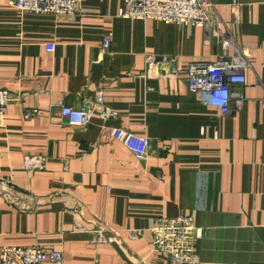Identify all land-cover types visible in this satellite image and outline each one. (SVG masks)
Segmentation results:
<instances>
[{
    "label": "crops",
    "instance_id": "crops-1",
    "mask_svg": "<svg viewBox=\"0 0 264 264\" xmlns=\"http://www.w3.org/2000/svg\"><path fill=\"white\" fill-rule=\"evenodd\" d=\"M212 1L235 43L251 52L243 107L231 102L227 114L186 84L191 60L221 52L201 27L121 17L124 0H80L72 16L0 0V89L22 97L0 114V178L9 183L0 185V247L59 250L62 264H188L153 250L150 231L156 218L184 214L202 229L198 264H264V0H236L237 22L233 0ZM100 88L117 113L104 123L94 113L74 128L53 108L80 107ZM26 108L40 113L25 119ZM114 129L147 138L145 158ZM30 157L45 165L31 176ZM77 224L117 235L92 243Z\"/></svg>",
    "mask_w": 264,
    "mask_h": 264
},
{
    "label": "built area",
    "instance_id": "built-area-1",
    "mask_svg": "<svg viewBox=\"0 0 264 264\" xmlns=\"http://www.w3.org/2000/svg\"><path fill=\"white\" fill-rule=\"evenodd\" d=\"M80 0H10L9 4L21 12L52 13L60 16H72L77 13ZM125 9L119 15L133 19H155L164 23H175L184 26H197L204 30L205 42L209 45L217 40L221 52L216 60H191L187 69L186 84L188 89L200 99L207 96V102L218 107L222 113H230V103L236 109L243 107L244 96L239 87L245 83V70L250 67L251 52L235 43L229 26L219 17L218 5L212 0H124ZM224 4V3H222ZM225 5V4H224ZM232 20H239L240 3L233 0ZM112 41L109 33L103 38L102 48L106 49ZM233 49V54L229 49ZM48 51L54 46L46 45ZM147 62L159 63L168 61L166 57L146 55ZM19 93L13 96L7 89H0V114L13 101L21 102ZM264 106V95L261 99ZM62 121L71 127L82 128L88 125L94 113L102 122L116 117V112L105 104L103 89H98L93 99H84L80 107L65 105L62 101L54 107ZM38 108L24 109V118L38 116ZM110 133L119 138L125 147L138 159L148 153L149 142L145 137L121 129ZM26 171L29 176L36 169L44 168L38 157L27 160ZM1 179V178H0ZM27 207V206H25ZM74 230H84L91 234L92 243L108 241L116 237L115 229H104L101 225L84 228L77 224ZM153 250L165 253L174 263L198 264L199 259L194 251V240L202 236V229L197 227L190 216L184 214L176 217L156 218L150 227ZM128 237H138V230H127ZM51 262L63 263V254L59 250L40 246H2L0 247V264H40Z\"/></svg>",
    "mask_w": 264,
    "mask_h": 264
},
{
    "label": "rangeland",
    "instance_id": "rangeland-1",
    "mask_svg": "<svg viewBox=\"0 0 264 264\" xmlns=\"http://www.w3.org/2000/svg\"><path fill=\"white\" fill-rule=\"evenodd\" d=\"M8 185L9 183H8V181H6V180H4V179H0V185ZM9 186V185H8ZM10 186H12V185H10ZM13 188V187H12ZM15 190V189H14ZM17 191L18 192H22V191H19V190H16L14 193H17ZM11 194V193H10ZM25 195H28L27 193H25V192H23V196L22 197H24ZM26 198H29V196H27Z\"/></svg>",
    "mask_w": 264,
    "mask_h": 264
}]
</instances>
